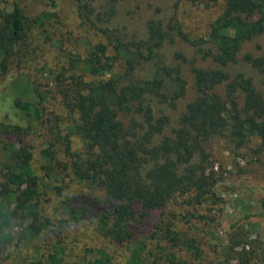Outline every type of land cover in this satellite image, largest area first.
Here are the masks:
<instances>
[{
    "label": "trees",
    "instance_id": "obj_1",
    "mask_svg": "<svg viewBox=\"0 0 264 264\" xmlns=\"http://www.w3.org/2000/svg\"><path fill=\"white\" fill-rule=\"evenodd\" d=\"M46 1L52 7L56 4L55 0ZM115 2L104 0L100 10L95 12L94 8V20L108 22L115 13ZM11 3V12L0 9V74L18 61L25 47L26 17L20 0ZM217 5L221 13L211 23L206 53L226 66L238 60L246 42L264 37V0H221ZM91 12L89 3L79 8L83 22L94 27ZM168 29L161 20L149 19L146 38L129 39L119 28L98 27L105 40L90 44L82 56L68 58L57 88L68 131L63 134L56 125L53 141L39 152L43 161L40 169L45 177L57 169L69 170L78 179L104 187L113 205L100 212L98 227L107 239L117 244L129 243L135 239L137 227L149 226V238L156 237L172 248L183 247L196 256L195 238L189 236L183 241L172 220L159 222L152 212L165 206L177 192H192L191 199L202 201L205 194L214 197L216 189L218 193L225 191L221 183L216 185L218 173L207 145L213 138L224 137L239 148L255 138L263 147L264 94L242 73L232 75L221 68L192 66L197 96L186 104L171 134L155 142L169 117L163 113L155 115L151 102L174 107L186 89L180 68L155 57L164 41L174 39ZM179 35L191 43L202 42ZM243 59L264 71V54L245 53ZM151 60V76L138 77L137 68ZM13 85H18L17 81ZM20 85L13 105L26 120L22 127L10 126L8 131L13 133L32 131L45 120L44 94L26 83ZM218 86L223 87L224 94L217 90ZM237 92L242 94L241 105ZM6 129L0 123V255L14 241L25 243L49 226L40 206L41 181L33 171L34 153L26 144L4 141L2 134ZM71 134L83 142L81 153L72 150ZM57 141L60 144L55 147ZM259 204L264 232V194ZM239 244L229 247L228 256L236 261L229 263L225 259L222 264L248 263L245 244L241 250L235 249ZM146 245L144 239L140 247L131 249L126 264H144ZM63 251L55 243L28 264H68ZM94 251L105 263L111 261L102 249ZM159 258L162 264H185L167 248Z\"/></svg>",
    "mask_w": 264,
    "mask_h": 264
},
{
    "label": "rangeland",
    "instance_id": "obj_2",
    "mask_svg": "<svg viewBox=\"0 0 264 264\" xmlns=\"http://www.w3.org/2000/svg\"><path fill=\"white\" fill-rule=\"evenodd\" d=\"M55 1L52 7L46 0H20L26 17L25 47L19 53L18 61L0 74V123L8 127L2 139L23 143L32 149L33 171L41 181L40 206L49 219V226L40 236L25 243L14 241L3 249L0 264H28L29 260L42 256L55 243L63 248L68 264H126L130 250L140 247L144 239H147L146 253L142 254L144 264H162L159 257L165 248L185 264H222L225 259L234 263L236 258H229L232 255L228 254L231 253L229 247L236 242H240L235 246L237 250L245 244L250 257L247 264H264L262 207L259 204L264 194V146L255 138L239 148L224 137L213 138L207 145L210 161L218 173L219 182L216 185L221 183L225 191L218 193L219 189H216L214 197L205 194L200 202L191 199L192 192H177L165 206L152 212L159 222L172 220L183 241L189 236L195 238V257L183 247L172 248L156 237L149 238L152 235L149 226L137 227L135 239L129 243L117 244L107 239L98 227L100 212L113 205L104 187L78 179L69 170L57 169L45 177L40 169L43 161L39 154L53 141L57 127L63 134L68 131L64 123L66 112L57 94L62 80L60 73L68 58L82 56L90 44L105 40L98 27L119 28L129 39L146 38L147 21L159 19L164 26H169L168 35L174 36L173 41H164L156 50L155 57L180 68L186 89L174 107L158 104L154 100L151 102L155 115L163 113L169 117L168 125L161 135L155 137V142L163 135L171 134L186 104L197 96L192 66L221 68L232 75L242 73L251 78L255 88L264 94V71L257 70L243 59L245 53L253 56L264 54V37L258 36L246 42L236 62L221 66L206 53L210 45L208 35L211 23L221 13L217 5L221 0H116L115 13L106 23L94 20V8L95 12L100 10L104 0ZM87 3L93 8L94 27L86 25L79 13L80 6ZM0 9L11 12V0H0ZM180 33L189 40L201 39L202 42L186 41ZM153 61H146L137 68L138 77L151 76ZM16 81L18 85H13ZM22 83L44 94L45 120L32 131L13 133L8 131L10 126L22 127L26 120L13 105V97L18 94ZM217 90L222 94L225 92L221 86ZM236 97L241 105L242 94L237 92ZM70 139L74 153H81L83 142L72 134ZM59 142L55 147L59 146ZM96 249H102L111 261L105 263L94 251Z\"/></svg>",
    "mask_w": 264,
    "mask_h": 264
}]
</instances>
